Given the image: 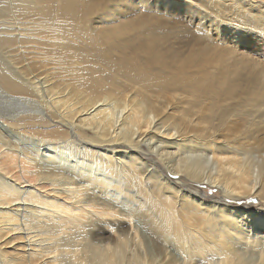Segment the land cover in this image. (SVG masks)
<instances>
[{
    "label": "bare ground",
    "instance_id": "6f19581e",
    "mask_svg": "<svg viewBox=\"0 0 264 264\" xmlns=\"http://www.w3.org/2000/svg\"><path fill=\"white\" fill-rule=\"evenodd\" d=\"M224 1L0 0V264H264V0Z\"/></svg>",
    "mask_w": 264,
    "mask_h": 264
},
{
    "label": "rangeland",
    "instance_id": "374dc122",
    "mask_svg": "<svg viewBox=\"0 0 264 264\" xmlns=\"http://www.w3.org/2000/svg\"><path fill=\"white\" fill-rule=\"evenodd\" d=\"M120 1L123 4H126V3H128V2H130L132 0H120ZM142 1H144L145 3H151V4H153L152 2L154 0H142ZM159 1L161 2V4H163L167 0H159ZM175 1H176L177 4H183L186 0H175ZM211 1H214V3H216V2H223L224 0H211ZM225 4H229V2H225ZM171 5H173V4H171ZM157 10H159V6L157 7ZM262 10H264V8ZM201 12L204 13L203 11H201ZM164 17H167V16H164ZM209 19H211L210 22L212 21V23H216L217 24V26H218L217 30L220 33L221 32V29H222V25L219 23V21H217L212 16L209 17ZM210 22H204L206 24L205 27L208 28V29L211 28V25H210L211 23ZM197 23H199V18L198 17L196 19H193L192 21L183 20L182 22L178 23L177 25H184L186 29H190L191 31H195V25ZM161 27L164 28L165 31H171L173 29V28L169 27L168 25H162ZM238 30H240V29H234L233 30V34L239 35L241 37H244V42H243L244 43V46H242L243 47L242 48L243 51H246V53L251 58H253L254 60H259L264 65V36L261 35V33H258L255 30L250 29L248 27L246 29H244V30H241L240 33L238 32ZM234 32H237V34L234 33ZM212 35L213 36L215 35L214 32H212ZM229 36H230V34H229ZM238 82L239 81H237L236 83H238ZM245 83H246V85L245 86H242V88H237L235 97H239L240 95H243V94H246L249 97H254L255 94L258 92L257 89H254V88H252V87L249 86V84H248V78L245 79ZM262 97H263V95H260L257 98L260 99ZM152 157L153 156H150L149 158L152 159ZM159 164L161 165V168L163 170H165V167L163 166V164L160 163V162H159ZM9 176H10V174H8V178H9ZM26 183L27 182H25V184ZM187 183L188 184H191L189 182H187ZM199 189L201 190V192L204 195H206L204 197V199L207 200V201H212L215 198V196L218 195V190L215 187H210L209 185H206V184H203V185L199 186ZM122 198L123 197H121V199ZM181 198H183V197H181ZM183 199L187 200L186 198H183ZM255 199L253 201H251V199H250V201L247 202L251 206V207L248 206V208H251V210H254V211L257 210V207H258L257 200H255ZM241 203L230 202V204H235L237 206H239V205L240 206H244ZM149 230L153 231V228H150L148 221L147 222H144V224L139 227V232L140 231L143 232V238H144V241H145V244H146L147 248L149 249L150 252H152L153 254H156V253H158V251L160 250V247L162 246V240L158 237V235H155V234L153 235L151 233V231H149ZM98 234L100 236H103L104 239H107V235H108L107 233H101V234L98 233Z\"/></svg>",
    "mask_w": 264,
    "mask_h": 264
}]
</instances>
